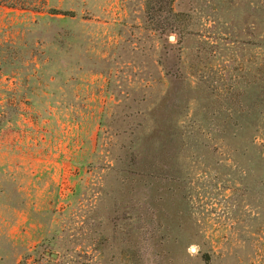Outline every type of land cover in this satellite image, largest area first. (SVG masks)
Masks as SVG:
<instances>
[{
	"label": "rangeland",
	"instance_id": "374dc122",
	"mask_svg": "<svg viewBox=\"0 0 264 264\" xmlns=\"http://www.w3.org/2000/svg\"><path fill=\"white\" fill-rule=\"evenodd\" d=\"M43 7L0 6V264H264L248 1Z\"/></svg>",
	"mask_w": 264,
	"mask_h": 264
},
{
	"label": "trees",
	"instance_id": "16d2710c",
	"mask_svg": "<svg viewBox=\"0 0 264 264\" xmlns=\"http://www.w3.org/2000/svg\"><path fill=\"white\" fill-rule=\"evenodd\" d=\"M247 1H248V6H249V11L251 13L250 17L260 16V24L263 26L261 27V32H260L261 33L260 34L261 36L260 44L257 46H258V49H260L261 56L264 59V0H247ZM45 4H46V0H0V6H5L11 9H20V10H26V11L31 10V11H37V12H40L41 10H43L44 8L43 5L45 6ZM48 13L67 15V13H60V11L54 10V9L49 10ZM184 17L186 18L187 15L181 13V19ZM174 28H172L171 25H169L167 27V30L172 31L174 30ZM164 30L165 32L167 31L166 29ZM183 31H184V27L181 28V32ZM250 44L255 45L254 43H250ZM262 67L264 69V62L262 64ZM261 83H260V87H261ZM263 87H264V79H263ZM263 111H264V108H263ZM263 111L260 112L261 116L264 115Z\"/></svg>",
	"mask_w": 264,
	"mask_h": 264
},
{
	"label": "water",
	"instance_id": "95a60500",
	"mask_svg": "<svg viewBox=\"0 0 264 264\" xmlns=\"http://www.w3.org/2000/svg\"><path fill=\"white\" fill-rule=\"evenodd\" d=\"M193 251H195L194 249H193ZM53 257H56L55 255H52Z\"/></svg>",
	"mask_w": 264,
	"mask_h": 264
}]
</instances>
